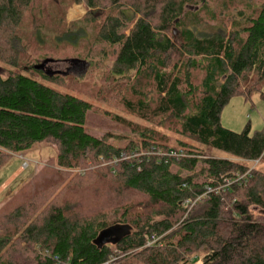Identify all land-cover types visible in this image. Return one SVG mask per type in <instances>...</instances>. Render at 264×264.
I'll return each instance as SVG.
<instances>
[{
    "label": "trees",
    "instance_id": "trees-1",
    "mask_svg": "<svg viewBox=\"0 0 264 264\" xmlns=\"http://www.w3.org/2000/svg\"><path fill=\"white\" fill-rule=\"evenodd\" d=\"M255 94L264 0H0V171L55 150L0 208V264H264V129L221 124Z\"/></svg>",
    "mask_w": 264,
    "mask_h": 264
},
{
    "label": "rangeland",
    "instance_id": "rangeland-1",
    "mask_svg": "<svg viewBox=\"0 0 264 264\" xmlns=\"http://www.w3.org/2000/svg\"><path fill=\"white\" fill-rule=\"evenodd\" d=\"M73 12V13H72ZM86 11L82 6L72 7L68 14V22H74L82 19ZM48 71L68 74L75 78H81L85 75L87 67L74 62L52 63L47 67ZM94 119V117L92 118ZM96 126L102 129L97 131L102 133L106 126L100 121L94 120ZM221 124L223 127L234 132L240 133L249 125L251 133L264 129V96L260 94L253 95L248 102L243 97H234L224 108L221 114ZM204 151L218 158H227L228 154L203 147ZM55 156V150L52 145L44 143L37 144L28 151L23 157H14L6 167L0 171V208L6 200L13 196L22 185L30 179L36 171L44 167L50 159ZM234 159V158H232ZM252 173L254 170L264 172V160H256L248 164ZM16 173V175H14ZM259 213V209H253ZM198 264H201L198 262Z\"/></svg>",
    "mask_w": 264,
    "mask_h": 264
},
{
    "label": "water",
    "instance_id": "water-1",
    "mask_svg": "<svg viewBox=\"0 0 264 264\" xmlns=\"http://www.w3.org/2000/svg\"><path fill=\"white\" fill-rule=\"evenodd\" d=\"M52 64V60H47L45 61L43 64H39V65H36L34 67L35 70H39V71H45L48 67V65ZM264 214V212H263ZM113 234V233H112ZM118 236V235H117Z\"/></svg>",
    "mask_w": 264,
    "mask_h": 264
},
{
    "label": "crops",
    "instance_id": "crops-1",
    "mask_svg": "<svg viewBox=\"0 0 264 264\" xmlns=\"http://www.w3.org/2000/svg\"><path fill=\"white\" fill-rule=\"evenodd\" d=\"M14 175H16V173Z\"/></svg>",
    "mask_w": 264,
    "mask_h": 264
},
{
    "label": "bare ground",
    "instance_id": "bare-ground-1",
    "mask_svg": "<svg viewBox=\"0 0 264 264\" xmlns=\"http://www.w3.org/2000/svg\"><path fill=\"white\" fill-rule=\"evenodd\" d=\"M73 13V12H72ZM244 180V179H243Z\"/></svg>",
    "mask_w": 264,
    "mask_h": 264
},
{
    "label": "built area",
    "instance_id": "built-area-1",
    "mask_svg": "<svg viewBox=\"0 0 264 264\" xmlns=\"http://www.w3.org/2000/svg\"><path fill=\"white\" fill-rule=\"evenodd\" d=\"M188 203H190V202H188Z\"/></svg>",
    "mask_w": 264,
    "mask_h": 264
}]
</instances>
